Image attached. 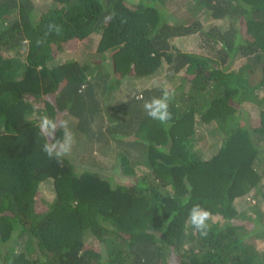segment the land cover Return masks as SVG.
Listing matches in <instances>:
<instances>
[{
  "label": "trees",
  "instance_id": "obj_1",
  "mask_svg": "<svg viewBox=\"0 0 264 264\" xmlns=\"http://www.w3.org/2000/svg\"><path fill=\"white\" fill-rule=\"evenodd\" d=\"M45 114L74 135L60 162ZM263 203L264 0H0V264H264Z\"/></svg>",
  "mask_w": 264,
  "mask_h": 264
},
{
  "label": "clouds",
  "instance_id": "obj_2",
  "mask_svg": "<svg viewBox=\"0 0 264 264\" xmlns=\"http://www.w3.org/2000/svg\"><path fill=\"white\" fill-rule=\"evenodd\" d=\"M160 92L161 94L159 96H153L146 100L143 104V109L147 116L159 121L161 124H165L172 119V114L169 111V103L174 92L170 91L167 86L161 87ZM38 128L41 135L47 138V142L43 145L42 151L49 159L60 162L63 157L71 152L74 135L67 120L52 118L45 114L40 117ZM58 129L63 130L62 140L56 139ZM210 215L209 210L203 208L200 204H193L188 212V223L201 235L206 236L209 228L208 221Z\"/></svg>",
  "mask_w": 264,
  "mask_h": 264
},
{
  "label": "rangeland",
  "instance_id": "obj_3",
  "mask_svg": "<svg viewBox=\"0 0 264 264\" xmlns=\"http://www.w3.org/2000/svg\"><path fill=\"white\" fill-rule=\"evenodd\" d=\"M202 17H200V19H201ZM217 23H222V21H216ZM211 22H207L206 23V21H204V24L205 25H207V24H210ZM189 50H191L192 51V48H188ZM69 53H71L72 54V50H68V52H66V53H64V52H60V53H58V55L57 56H59L58 58L60 59V60H63V59H67V58H69ZM44 99H49L50 100V98L48 97V96H44L43 97ZM42 101H43V99H35V103H36V105H42L43 103H42ZM248 106H250V105H248ZM251 107V106H250ZM248 108V107H247ZM208 125H210L211 126V124H208ZM204 127H198V134H200V137L197 139V142H198V144H197V147H199V148H202L203 147V139H207L208 137V135L206 134V130H205V128L203 129ZM211 139V138H210ZM208 144H210L211 142L209 141V140H207L206 141ZM211 145V144H210ZM97 153H98V151H96L95 152V150L93 151V153H92V155H94L95 154V156L98 158L99 157V164H100V159L102 160L101 161V165H102V167H103V169L105 170V172H104V174H109L108 172H111L112 170H111V165H110V163H112V161H110V160H108V159H106V156H103V157H101V155H97ZM108 157V156H107ZM113 175H114V179L116 180V181H118V182H124V183H127V184H131V183H133L134 181H135V179H134V177H127V176H124L123 174H119V173H113ZM50 190H52L51 189V187H50V185H48V184H44V185H42V187L40 188V192L39 193H41V194H43V196H42V198H43V200L45 201L44 203H41V204H43V207H45L46 205H48V203H50L51 201H52V199L54 198L53 196H52V192L50 191ZM249 199V201H247V200H245V202L244 203H242V204H238V206H239V208H240V210H242V211H245V212H249V214L252 216V217H254V212H253V210L251 209V207L253 206V205H255V201L253 200V199H251V198H248ZM264 204V203H263ZM247 210H249V211H247ZM258 210L261 212V213H263L264 214V205H262V204H260V205H258ZM221 217H219V216H212L211 217V219L213 220V221H215V220H218V219H220ZM252 242L254 243L255 242V245H256V247L258 248V249H260L261 247H263L264 248V243H259L258 241H254V240H252ZM186 247L188 246V245H185Z\"/></svg>",
  "mask_w": 264,
  "mask_h": 264
}]
</instances>
